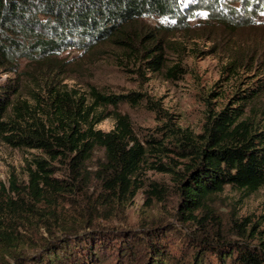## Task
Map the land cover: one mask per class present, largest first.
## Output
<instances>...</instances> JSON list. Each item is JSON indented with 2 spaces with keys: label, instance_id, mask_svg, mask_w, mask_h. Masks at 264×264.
<instances>
[{
  "label": "trees",
  "instance_id": "trees-1",
  "mask_svg": "<svg viewBox=\"0 0 264 264\" xmlns=\"http://www.w3.org/2000/svg\"><path fill=\"white\" fill-rule=\"evenodd\" d=\"M220 1L0 0V66L27 59V98L12 99L11 94L20 90L19 85L14 90L0 85V140L12 147L41 152L42 156L35 157L29 168L27 189L35 202L89 185V163L98 151L102 158L96 174L102 188L119 199H132L144 186V179L140 178L143 167L154 156L151 169L177 181L180 213L201 229L203 243L192 250V264H205L207 250L218 258V264H264V230L236 222V230L242 236L233 240L223 234L218 216L209 208L212 198L227 185L249 192L264 186V76L257 85L236 91L230 103L219 110L211 109L202 131L195 133L167 116L147 94L114 93L92 82L84 90L70 87L64 82L65 69L59 62L61 53L69 47L80 48L90 56L106 53L105 48H109L121 62L128 59L153 73L178 78L185 73L182 60L169 63L164 54V37L181 32L192 39L191 15L205 7L209 13L217 11L218 7H208L219 5ZM40 14L47 17L44 22L38 19ZM150 18L157 23L144 22ZM41 26L45 34L37 32ZM13 32H27V47L9 37ZM246 51L241 47L234 49L224 65L222 75L227 82L238 77L239 59ZM122 104L144 105L159 114L161 120H167L159 131L155 129L157 134L140 137L130 116L118 110ZM108 118L115 120L114 127L109 131L98 128ZM170 154L185 161L179 162ZM167 158L170 160H163ZM53 162H63L68 176L54 178ZM164 190L161 184L152 182L149 195L159 196ZM203 209L207 213L200 217ZM33 211L27 206V215ZM209 219L212 229L216 223L217 232L211 238L206 226ZM53 225L45 220L53 241L43 236L45 251L35 259L28 256V260L21 261L18 248L4 243L0 245V264H11L5 260L8 256L18 258L15 264H97L100 253L96 247L100 242L114 243L115 238L105 235V229L78 233L76 227L65 228L63 236L58 237L50 227ZM246 235L258 244H251L244 238ZM144 238L149 242L150 254L145 259L148 264H187L167 252L169 244L162 228H152ZM3 239L9 240V234L0 233V241ZM135 239L140 238L136 235ZM130 247L131 253L125 255L133 257L134 244ZM67 248L70 251L63 254ZM30 259L34 261L31 263ZM207 264L214 263L208 258Z\"/></svg>",
  "mask_w": 264,
  "mask_h": 264
},
{
  "label": "rangeland",
  "instance_id": "rangeland-1",
  "mask_svg": "<svg viewBox=\"0 0 264 264\" xmlns=\"http://www.w3.org/2000/svg\"><path fill=\"white\" fill-rule=\"evenodd\" d=\"M202 1L205 0H197L200 4ZM215 7L218 10L212 13L205 7L191 15L192 39H187L189 35L181 32L164 37L167 43L164 54L169 63L182 60L185 73L178 78H167L166 73H153L128 59L121 62L109 48H105L106 53L90 56L80 48L69 47L59 57L65 69L64 82L81 90L92 82L114 93L138 91L147 94L177 124L200 133L211 109L219 110L230 103L236 91L257 85L264 76V0H221L219 5L208 8L212 10ZM38 19L44 22L47 17L40 14ZM144 22L157 23L153 18ZM37 32L45 34L46 30L41 26ZM9 37L27 47V32H13ZM171 42L178 44L172 45ZM256 46L258 49L254 51ZM240 47L248 51L239 59L236 80L227 82L226 76L222 75L224 65L232 58L234 49ZM24 70L27 72V59L18 64L0 66V85L10 90L21 86L16 94H11L14 100L17 97L27 98V73ZM114 109L110 107V110ZM118 110L130 116L140 137L147 133L157 134L155 129H160L167 120H161L159 114L144 105L133 107L122 104ZM262 116L264 113H261ZM114 125L115 120L108 118L98 128L109 131ZM168 145L172 146L171 143ZM40 156V151L12 147L0 140V233L9 234V240L3 239L0 245L12 244L18 248L17 252L23 256L21 261L28 260V256L35 259L39 252L45 251L43 236L53 241L44 226L45 220L49 219L54 224L50 227L54 228L58 237L63 236L65 228L76 227L78 233L105 229V235L115 238L114 243L106 241L108 245H104L101 241L96 247L100 253L97 264H148L149 260L145 259L150 254L149 242L147 244L144 237L150 234L152 228H162L165 232L169 244L167 252L174 259L193 263L192 250L201 241L203 243L199 234L201 229L196 223L187 222L186 216L180 213L177 181L169 174L151 169L152 160L156 159L154 156H150L149 163L143 167L140 178L144 179V186L132 199H119L102 188L96 174L99 159L102 158V152L98 151L89 163L92 174L89 185L74 187V191H64V195L35 202L27 189L29 168L33 159ZM170 157L179 159L176 154H170ZM183 161L185 159H179V162ZM63 164L52 163L54 178L68 176L69 172ZM152 182L163 186L165 190L161 195H149ZM27 206L35 211L27 215ZM209 208L218 216L216 220H220L223 234L230 235L233 240H240L242 236L236 230V222H246L249 228L255 225L256 230H264V186L256 192H249L227 185L223 192L212 198ZM206 213L207 210L203 209L199 216ZM211 224L213 222L209 219L206 225L210 230L209 238L217 234L216 223L213 229ZM136 235L139 240L135 239ZM244 238L251 244H258L247 235ZM133 244L134 256H126L131 253L130 246ZM64 250L63 254L70 251L68 248ZM208 258L209 262L219 263L214 253L207 250L205 264ZM5 260L11 264L18 262V258L15 260L11 256Z\"/></svg>",
  "mask_w": 264,
  "mask_h": 264
}]
</instances>
